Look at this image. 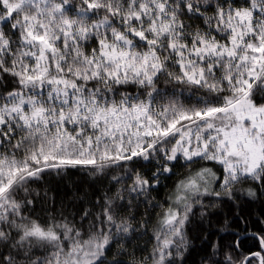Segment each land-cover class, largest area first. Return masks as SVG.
I'll list each match as a JSON object with an SVG mask.
<instances>
[{
	"label": "trees",
	"instance_id": "obj_1",
	"mask_svg": "<svg viewBox=\"0 0 264 264\" xmlns=\"http://www.w3.org/2000/svg\"><path fill=\"white\" fill-rule=\"evenodd\" d=\"M252 4L46 0L9 14L13 0H0V160L28 167L0 194V264H242L264 251V161L250 174H234L215 160L214 148L186 158L180 131L121 142L88 111L72 122H25L2 112L13 98L38 96L44 109L56 106L51 113L58 117L72 102L51 104L47 94L67 84L68 94L98 107L145 106L160 128L179 127L235 100L239 88L227 54L204 61L203 78L194 82L183 76L182 56L171 45L226 47L232 13ZM61 17L72 30H52L47 71L37 77V52L23 42L26 21L42 29L44 19ZM118 32L138 50L147 45L138 34L156 43L159 66L151 77L126 78L105 64L101 41ZM248 95L264 104V73ZM212 126L202 125L201 133L211 134Z\"/></svg>",
	"mask_w": 264,
	"mask_h": 264
},
{
	"label": "rangeland",
	"instance_id": "obj_2",
	"mask_svg": "<svg viewBox=\"0 0 264 264\" xmlns=\"http://www.w3.org/2000/svg\"><path fill=\"white\" fill-rule=\"evenodd\" d=\"M45 1L13 0V5L9 7V14L13 8L24 3ZM256 12H261L259 18ZM231 16L234 17L233 34L226 47L221 48L216 43L202 42L193 44L184 51V48L179 49L176 45H171V49H175L177 55L182 56L179 64L183 76L194 82H200L203 78V71L206 68L202 66L204 61L227 54V60L230 63L234 62L232 66L237 69L228 66L227 72L235 75L233 80L239 88L235 100L229 101L222 107L197 114L192 120L179 127L160 128L145 106L98 107L95 101L68 94V85L61 83V88L47 94L48 102L51 104L57 102L68 106V103L72 102L71 108L65 109L64 113L59 112L58 117L51 113L57 110L56 106L51 107L47 104V110L44 109L39 103L38 96L21 95L13 98L2 108V112L18 114L25 122L55 118L59 121L68 119L72 122L77 117L83 118L88 111L89 114H95L91 118L108 122L111 128L117 130L118 133L115 134L119 136L115 138L121 142L133 140L137 134L148 136L153 134L155 138L180 131L179 146L186 158H193L214 148L212 154L216 155L215 160L224 164L225 169L234 174H250L264 161V104H254L248 95L249 90L264 73V0H253L251 9L234 11ZM57 24L64 29L65 33H70L72 30H68V27L72 26L71 22L63 17L56 19V22L52 18L49 22L44 19L42 29L37 28L33 20L26 21L23 42L31 47L33 53L37 52L35 57L36 66L39 68L37 77L43 76L47 71V56L54 49L51 40L52 30ZM138 35L147 44L141 50L136 49L135 41L122 32L114 33L110 40L101 41L100 55L105 64L113 67L114 74L118 71L122 72L126 78L133 75L151 77L158 69L156 43L141 34ZM213 61L210 62V68L215 65ZM202 125H213L215 131L204 135L201 133ZM27 169L28 167L18 162L0 160V194L15 180L16 176L22 174L24 170L27 172Z\"/></svg>",
	"mask_w": 264,
	"mask_h": 264
},
{
	"label": "water",
	"instance_id": "obj_3",
	"mask_svg": "<svg viewBox=\"0 0 264 264\" xmlns=\"http://www.w3.org/2000/svg\"><path fill=\"white\" fill-rule=\"evenodd\" d=\"M255 255H256V256H259V264H262V257H261V254H260L259 252H255V253H251V254L247 255V256L244 258L242 264H246V263L248 262V260H249L251 257L255 256Z\"/></svg>",
	"mask_w": 264,
	"mask_h": 264
},
{
	"label": "flooded vegetation",
	"instance_id": "obj_4",
	"mask_svg": "<svg viewBox=\"0 0 264 264\" xmlns=\"http://www.w3.org/2000/svg\"><path fill=\"white\" fill-rule=\"evenodd\" d=\"M263 249V248H262ZM255 252H259L260 254H261V257H262V264H263V255H262V252L264 253V251L262 250V252L261 251H255ZM255 252H253V253H255ZM253 257H255V258H257V260H258V264H259V256H253Z\"/></svg>",
	"mask_w": 264,
	"mask_h": 264
}]
</instances>
